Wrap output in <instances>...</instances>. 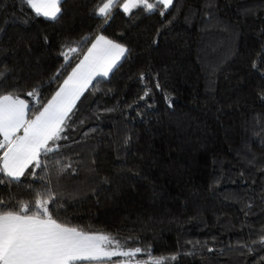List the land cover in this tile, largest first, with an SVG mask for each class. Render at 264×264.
Masks as SVG:
<instances>
[{
	"label": "trees",
	"instance_id": "1",
	"mask_svg": "<svg viewBox=\"0 0 264 264\" xmlns=\"http://www.w3.org/2000/svg\"><path fill=\"white\" fill-rule=\"evenodd\" d=\"M100 2L62 0L49 20L0 0V93L26 100L30 118L92 37L128 49L77 101L59 149L0 183V210L46 185L54 218L126 248L172 264H264V0H173L163 16L117 6L107 22Z\"/></svg>",
	"mask_w": 264,
	"mask_h": 264
},
{
	"label": "snow or ice",
	"instance_id": "2",
	"mask_svg": "<svg viewBox=\"0 0 264 264\" xmlns=\"http://www.w3.org/2000/svg\"><path fill=\"white\" fill-rule=\"evenodd\" d=\"M36 16L58 19L62 0H22ZM173 0H101L94 15L105 22L117 6L125 13L142 7L163 16ZM87 40V38H85ZM77 53V47L68 46ZM128 49L104 35L91 38V46L63 80L55 94L30 118L29 103L14 92L0 93V183H19L30 168H40L47 156L66 139L70 114L77 101L97 77H107L125 57ZM61 55L71 62L67 52ZM253 68L257 65L254 63ZM2 75V74H0ZM159 87V85H157ZM28 96H37L33 89ZM146 91L144 96H148ZM143 99V97H141ZM67 167H71L68 165ZM34 175V172L29 173ZM36 193L30 203L21 202L13 210H0V264H172L177 255L154 256L150 250L126 248V244L106 233L85 231L54 218L49 205L55 202L53 190ZM3 202L0 201V205ZM261 243L264 244V238ZM144 253L147 260H135ZM113 257L125 260L112 261Z\"/></svg>",
	"mask_w": 264,
	"mask_h": 264
},
{
	"label": "rangeland",
	"instance_id": "3",
	"mask_svg": "<svg viewBox=\"0 0 264 264\" xmlns=\"http://www.w3.org/2000/svg\"><path fill=\"white\" fill-rule=\"evenodd\" d=\"M70 72H71V71H70ZM109 74H110V73H109ZM108 76H109V75H108ZM108 76H107V77H108ZM103 78H106V77H103ZM119 258H120L121 260H125V259H127V258H124V257H119ZM121 260H120V261H121ZM134 261H135V259H134Z\"/></svg>",
	"mask_w": 264,
	"mask_h": 264
},
{
	"label": "crops",
	"instance_id": "4",
	"mask_svg": "<svg viewBox=\"0 0 264 264\" xmlns=\"http://www.w3.org/2000/svg\"><path fill=\"white\" fill-rule=\"evenodd\" d=\"M120 8H121V7H120ZM121 9H122V8H121ZM122 10H123V9H122ZM42 17H43V16H42ZM90 46H91V44L89 45V47H90ZM82 58H83V57H82ZM121 60H122V59H121ZM69 73H70V72H69ZM66 78H67V76L65 77V79H66ZM97 78H98V77H97ZM62 83H63V82H62ZM62 83H61V84H62ZM58 89H59V88H58ZM58 89H57V90H58ZM54 94H55V93H54Z\"/></svg>",
	"mask_w": 264,
	"mask_h": 264
}]
</instances>
